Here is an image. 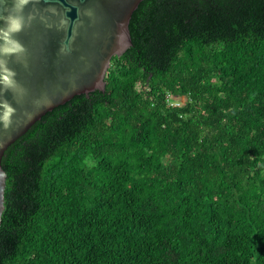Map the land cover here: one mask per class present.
Segmentation results:
<instances>
[{
    "label": "trees",
    "instance_id": "1",
    "mask_svg": "<svg viewBox=\"0 0 264 264\" xmlns=\"http://www.w3.org/2000/svg\"><path fill=\"white\" fill-rule=\"evenodd\" d=\"M129 32L5 150L0 264H264V0H143Z\"/></svg>",
    "mask_w": 264,
    "mask_h": 264
},
{
    "label": "water",
    "instance_id": "2",
    "mask_svg": "<svg viewBox=\"0 0 264 264\" xmlns=\"http://www.w3.org/2000/svg\"><path fill=\"white\" fill-rule=\"evenodd\" d=\"M143 0H39L35 18L17 39L25 52L10 62L18 87L9 127H0V221L4 210L5 150L46 113L75 96L104 91L114 56L130 46L129 23ZM0 7H8L5 3Z\"/></svg>",
    "mask_w": 264,
    "mask_h": 264
},
{
    "label": "clouds",
    "instance_id": "3",
    "mask_svg": "<svg viewBox=\"0 0 264 264\" xmlns=\"http://www.w3.org/2000/svg\"><path fill=\"white\" fill-rule=\"evenodd\" d=\"M5 3L8 7H0V127L7 128L16 109L5 99V93L12 96L13 89L18 87L16 72L9 64L25 52L17 36L31 25L35 18L31 6L39 4V0H0V5Z\"/></svg>",
    "mask_w": 264,
    "mask_h": 264
},
{
    "label": "rangeland",
    "instance_id": "4",
    "mask_svg": "<svg viewBox=\"0 0 264 264\" xmlns=\"http://www.w3.org/2000/svg\"><path fill=\"white\" fill-rule=\"evenodd\" d=\"M181 101L183 102L184 101V99H181ZM177 104V103H176Z\"/></svg>",
    "mask_w": 264,
    "mask_h": 264
}]
</instances>
